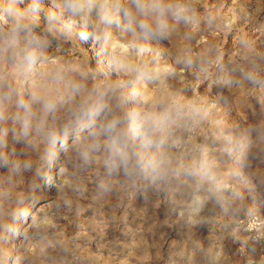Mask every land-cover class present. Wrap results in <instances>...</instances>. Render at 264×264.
<instances>
[{
  "label": "rangeland",
  "instance_id": "374dc122",
  "mask_svg": "<svg viewBox=\"0 0 264 264\" xmlns=\"http://www.w3.org/2000/svg\"><path fill=\"white\" fill-rule=\"evenodd\" d=\"M9 5L48 45L25 68L22 32L0 60V264H264V0ZM89 96L107 104L94 119L80 113ZM165 111L160 148L130 133L146 159H168L162 174L109 175L102 125Z\"/></svg>",
  "mask_w": 264,
  "mask_h": 264
},
{
  "label": "clouds",
  "instance_id": "9594fccd",
  "mask_svg": "<svg viewBox=\"0 0 264 264\" xmlns=\"http://www.w3.org/2000/svg\"><path fill=\"white\" fill-rule=\"evenodd\" d=\"M138 8L143 9L146 6V0H135ZM80 0H67V6L72 10L76 11L79 7ZM153 9L159 13L162 17L166 10L158 2L153 3ZM171 10V9H167ZM175 19H186L181 12H173ZM11 18L10 28L7 33H2V40H0V60L4 58V54L11 52L15 55L16 50L20 46L21 33H27V45L23 50L24 55L21 59V66L25 68H31L36 60L43 55V50L48 45V40L32 33L29 23H25V17L22 11L13 5H9L0 11V25L8 23ZM140 27L145 33L152 31L150 25L147 22H141ZM157 27L163 32L167 27V22L164 19L157 20ZM63 78L57 73L53 77V82L59 84ZM49 87L50 85H45ZM66 88L70 90V95L81 91V87L78 84H68ZM34 100H39L40 96L34 94ZM62 99V97H61ZM92 98L85 97L80 104V113L87 115L89 118L94 119L99 116L107 107V104L101 99L94 103L91 102ZM25 108L26 116L23 119V127L25 132L29 128L28 116L31 115L30 106L28 104H21ZM55 100L47 98L44 100V111L45 113L54 111ZM132 119L131 124H126L125 120L121 117L112 118L107 124L102 125V131L106 134L109 139L104 143V148L107 153L105 158V167L107 173L112 175L123 170L124 174L128 177H139L146 176L149 172L155 173L160 176L166 166L170 163L168 159L161 156L159 160L146 159L145 156L137 150L135 145L132 143L130 133L138 132L141 136V140L145 146L155 145L160 148L166 140L167 129L164 127L165 122L168 119V112L156 114V113H145L142 117V123L136 124V117L139 114H129ZM142 129V131H141ZM161 133L159 140H156V134ZM98 134L93 133V140L87 144L86 151L83 153L85 160L88 159V154L91 151H98L101 143L97 139ZM103 190L107 191V187L102 185Z\"/></svg>",
  "mask_w": 264,
  "mask_h": 264
}]
</instances>
